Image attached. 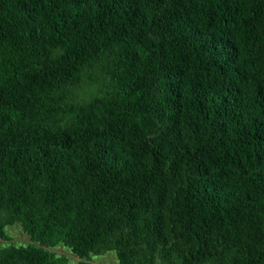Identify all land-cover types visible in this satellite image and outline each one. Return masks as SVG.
<instances>
[{"label": "trees", "instance_id": "trees-1", "mask_svg": "<svg viewBox=\"0 0 264 264\" xmlns=\"http://www.w3.org/2000/svg\"><path fill=\"white\" fill-rule=\"evenodd\" d=\"M56 247L264 264V0H0V264Z\"/></svg>", "mask_w": 264, "mask_h": 264}, {"label": "rangeland", "instance_id": "rangeland-1", "mask_svg": "<svg viewBox=\"0 0 264 264\" xmlns=\"http://www.w3.org/2000/svg\"><path fill=\"white\" fill-rule=\"evenodd\" d=\"M6 234L9 238V243L13 245H26L29 243L28 237L24 235L16 225L7 227ZM50 251L57 255L64 256L68 259L70 264L78 263L80 261L76 256L72 255L62 247H56L50 249ZM88 261L91 264H117L114 252L112 251L105 252L101 255H90Z\"/></svg>", "mask_w": 264, "mask_h": 264}]
</instances>
